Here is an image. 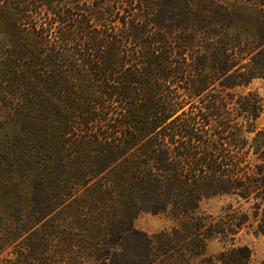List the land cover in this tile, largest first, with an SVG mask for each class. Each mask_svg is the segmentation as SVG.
I'll list each match as a JSON object with an SVG mask.
<instances>
[{
  "label": "trees",
  "instance_id": "1",
  "mask_svg": "<svg viewBox=\"0 0 264 264\" xmlns=\"http://www.w3.org/2000/svg\"><path fill=\"white\" fill-rule=\"evenodd\" d=\"M263 110L264 0H0L2 264H258Z\"/></svg>",
  "mask_w": 264,
  "mask_h": 264
},
{
  "label": "rangeland",
  "instance_id": "2",
  "mask_svg": "<svg viewBox=\"0 0 264 264\" xmlns=\"http://www.w3.org/2000/svg\"><path fill=\"white\" fill-rule=\"evenodd\" d=\"M263 82L255 81L252 84L253 88H259L263 91ZM1 118V116H0ZM259 124L264 128V110L259 118ZM226 198L214 197L210 199H204L201 202V207L204 210L213 212L215 214L220 212L221 207L227 203ZM136 227L153 233L159 229L169 227L172 224V221L164 214H152V213H140L138 217L134 220ZM244 242L248 243L253 250V258L258 264H264V235H257L250 233L245 235ZM217 249L216 244H212L210 247L211 251ZM0 264H2L0 260Z\"/></svg>",
  "mask_w": 264,
  "mask_h": 264
}]
</instances>
